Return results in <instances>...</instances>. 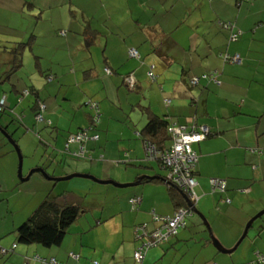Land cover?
Returning a JSON list of instances; mask_svg holds the SVG:
<instances>
[{
  "label": "crops",
  "instance_id": "obj_1",
  "mask_svg": "<svg viewBox=\"0 0 264 264\" xmlns=\"http://www.w3.org/2000/svg\"><path fill=\"white\" fill-rule=\"evenodd\" d=\"M86 23L97 33L89 47ZM224 23L242 32L238 41L230 42L232 31ZM21 43L32 46L9 76L14 67L10 52ZM133 48L141 62L130 58ZM226 53L239 55L242 63L225 62ZM152 67L162 85L148 79ZM215 72L216 81L190 84L195 77ZM128 76L135 78L134 89L126 82ZM124 86L129 89L125 100ZM26 89L35 92L22 97ZM113 91L120 107L126 104L143 115L126 117L119 130L107 118L115 107ZM1 98L15 111L12 116L22 118L24 130L36 132L44 146L29 158L28 170L43 169L50 178L84 174L120 185L144 179L122 193L87 181L50 180L56 183L50 187L40 180L39 195L17 199L16 160L2 145L0 247L17 248L8 257L0 255V264H40L36 256L59 264H134V254L145 241L138 238L136 227L146 224L152 232L158 227L154 214L167 218L176 211L165 183H144L166 175L160 164L145 159L144 107L178 126L210 129V138L193 145L199 157L196 208L224 246L231 248L247 221L264 210V0H0ZM36 98L46 104L43 122L34 115ZM164 100L171 104L166 106ZM87 102L100 108V123L90 131L99 134V140L87 144L90 159H76L69 152H78V144L66 152V143L92 126L94 112ZM211 179L226 181V192H212ZM44 194L80 205L81 216L57 245L19 244L16 231ZM133 198H141L136 209L130 203ZM218 214L230 215L235 224L225 237L221 219L214 218ZM190 218L176 237L150 248L142 264H246L256 252L264 255V221L254 237L249 236L255 224L249 230L245 261L237 263L232 257H218L222 253L211 247L204 222Z\"/></svg>",
  "mask_w": 264,
  "mask_h": 264
},
{
  "label": "built area",
  "instance_id": "obj_2",
  "mask_svg": "<svg viewBox=\"0 0 264 264\" xmlns=\"http://www.w3.org/2000/svg\"><path fill=\"white\" fill-rule=\"evenodd\" d=\"M225 29L231 30L232 33L230 35V42L238 41L241 37V31H234V24H223ZM129 55L132 58L140 59V54L136 49H130ZM224 61L228 63L241 64L242 60L239 55L230 56L229 54L223 55ZM154 67H152V70ZM149 72L150 78L154 80L155 75L153 71ZM106 72L111 74L110 70L107 69ZM216 72L203 75L201 78H193L192 84L197 86L201 79L204 80H214L216 81ZM126 82L130 89H134L136 84L135 78L130 76L126 79ZM25 94H28L26 91ZM165 104H169V100L164 101ZM87 105L91 110H93L94 114L92 117V126L80 131L77 134L71 135L66 143V151H69V147L72 144H78L79 151L74 152L72 155L77 158H85L87 155L86 151V143L89 140L97 141L99 139L98 135H94L92 137L89 136V131L93 129V127L97 126L100 123L101 114L99 105L96 102H88ZM8 103L6 99L3 98L0 102V112L5 111L8 107ZM46 110V106L40 104V111L37 116L38 122H43L44 120V112ZM18 118L22 119L20 116ZM168 134L171 136V148L166 152H161L158 150L155 144H152L149 141H145V150H146V161H159L163 164V167L168 168L167 170V178L176 188L181 190L185 196H187L190 202L196 206L198 201V196L195 192V188L198 185L196 180V167L198 164V154L193 149V145L196 143L204 142L208 139L211 134L210 129L205 126H200L198 128L192 126L191 129H188L187 126H178V125H169ZM210 185L212 192H226V181L221 179H211ZM141 198H133L130 203L133 208L136 209L138 204H140ZM193 215L192 208H180L175 211L172 217H159L154 214V221L158 224V227L154 229L152 232H148L147 225H141L136 227V233L138 234V238L145 241L142 246L136 251L134 255V264H142L145 252L148 248L157 246L171 237H174L178 234V231L182 228H185L187 225V219ZM3 254H6L5 252ZM37 259L41 262V264H59L54 258L51 259ZM98 264L97 262H95Z\"/></svg>",
  "mask_w": 264,
  "mask_h": 264
},
{
  "label": "trees",
  "instance_id": "obj_3",
  "mask_svg": "<svg viewBox=\"0 0 264 264\" xmlns=\"http://www.w3.org/2000/svg\"><path fill=\"white\" fill-rule=\"evenodd\" d=\"M73 13L74 12H72V14ZM224 24H226V23H224ZM96 35H97L96 31L92 30L90 25L88 23H86L85 27H84V36H86V38H87V46L88 47L93 44L95 38L97 37ZM31 46H32V44L30 45V43H21V44H18L16 48L12 49L10 54L12 55V62H13L14 67L11 69L9 76H11L15 72V70L21 66L23 52L27 47H31ZM130 58L135 59V60L140 61V62L142 61L141 55H140V59L132 58V57H130ZM151 70H152V68L149 70V72ZM152 71L154 73V69ZM110 72H111V70H110ZM149 72L147 73L148 79H150L153 82H157L158 76H156V74L154 73L155 78H154V80H152V78H150V76H149ZM111 74H112V72H111ZM111 74H109V75H111ZM128 77H130V76H128ZM128 77H126V78H128ZM48 78L51 80L53 77L49 76ZM192 80H190L191 81L190 84L192 86H194L192 84ZM26 91L28 92V94H25ZM34 92L35 91L32 89H26L22 92L21 96L24 97V96H28V95H33ZM2 99L3 98L0 99V102ZM6 102L8 103L7 99H6ZM87 103L85 104L86 106H87ZM40 104L46 106V104L43 101H40V99L36 98L35 99V107H33L36 120H37L38 113L40 111ZM170 104H171V101L168 105L167 104H165V105L169 106ZM13 113H15V111L13 110V112H12L10 107L7 108L5 111L0 112L1 115L11 116L13 118L12 120H16L18 123H20L22 119L17 118V117L15 118L14 116H12V115H14ZM142 113L147 114V116H148L147 125L145 126L144 130L141 132V136L143 137L144 142L149 141L152 144H155L156 147L158 148V150L163 152V153L166 152L167 150H169L171 148V142L172 141H171V136L168 134V127H169V125H174V124L172 122H170L168 119H162L156 115H153L148 108L144 107L142 109ZM0 126L8 134H10L12 139H14L15 135L12 134L11 132H9L7 127H3L1 125V123H0ZM90 134L91 133L89 131L90 137H92L94 135H98L97 133H94L93 135H90ZM211 135L212 134H210L208 138H210ZM92 141H94V140H89L85 145L87 152H88L87 144L89 142H92ZM97 141H94V142H97ZM14 142L17 144L16 141H14ZM66 152H69V151H66ZM69 154L72 155L73 152H69ZM88 154H89V152L87 153L85 158H77V157H74L73 155L72 156L76 159H90L91 157ZM0 155H4V153H0ZM146 162L151 163L152 161H146ZM156 162L158 164H160L161 167H163V164L161 162H159V161H156ZM163 169L166 170V175L164 178L162 176H158V179H156V180H151V178H148L147 180L144 181V183H150V182L151 183H165L168 187L170 197L176 206V210H178L180 208H189L185 199H184V193L181 190H179L178 188H176L168 180V178H167L168 168L163 167ZM82 211H83V208L80 205L63 204L59 201V199L57 197L52 196L50 194L49 196H47L42 201V203L32 213V215H30L27 218V220L17 229V231H16L17 232V242L19 244H26V245L27 244H33V243H38V244L47 245V246L57 245L61 242L62 238L67 233L68 229L79 219ZM176 236H174V237H176ZM171 238H173V237H171ZM153 247H150V248H153ZM16 248H17V244H13L10 248L0 247V255L3 257H8L9 255H11L12 253H14L16 251ZM150 248H148L146 250V252ZM4 252L6 254H3ZM146 252H145V255H146ZM37 257L42 258V259H47V258H43L40 256H36L35 261H37L40 264H41V262L37 259ZM143 263H144V260H143ZM249 264H264V255L261 254L260 252H256L254 259Z\"/></svg>",
  "mask_w": 264,
  "mask_h": 264
},
{
  "label": "rangeland",
  "instance_id": "obj_4",
  "mask_svg": "<svg viewBox=\"0 0 264 264\" xmlns=\"http://www.w3.org/2000/svg\"><path fill=\"white\" fill-rule=\"evenodd\" d=\"M71 12H73V11H71ZM71 15H72V13H71ZM71 15H70V17L72 19H74L73 18L74 16L72 17ZM102 18H103L102 15H100L99 16V19H102ZM102 30H103V28H102ZM22 74L26 75V73L24 71H22ZM24 75H21V76L22 77H27V76H24ZM145 82H146V84H148L147 79H146ZM162 83H163V81L161 80V77H160V79L158 80V82L156 84L157 85H160V84L162 85ZM8 84L6 86H8ZM150 85H153V84L150 83ZM128 90L129 89L126 86H124V89H121V97H122L123 100H125V91L129 94V91ZM115 93H117V92L116 91H113V93H111L112 94V98H115L116 99V101H115V107H111L110 108L109 116H107V118L113 119L114 121L112 122V127L114 129H118L119 130V128L121 126V124H120L121 121L123 119L125 120L126 117H129V116H131V117H138V116H143V115H141V113L139 111L133 110L134 109L133 107H130V108L127 107L126 104H124L123 107H120L119 104H118L119 102H118V100H117V98L115 96ZM130 94H134V93H130ZM134 96H135V94H134ZM146 99H148V98L146 97ZM123 103H126V101H124ZM25 106H26V103H24L23 107H25ZM87 107H89V106L87 105ZM30 116H31V114H30ZM12 119L13 118L11 116H7V115L4 116V115H1L0 114V123H1V125L3 127H7L8 130H9V132H11L12 134L15 135L14 141L17 142V146L19 147V149L21 151L22 158H23L22 175H23V177H26L31 172V170H28V167H27L28 164H29L28 163L29 162V158H31V157H33L35 155L37 148L43 149L44 146H42V144H40L39 138H38V136H36V134H37L36 132L25 131L24 130V127H22L23 126L22 123H18L16 120H13L12 121ZM29 134H30V136H29ZM102 135H105V134H102ZM0 140H1L0 147L3 148V146L6 145L7 149L12 152V154L14 155L15 160H16L15 170H16V178H17V188H16L17 189V191H16V193H17L16 198L17 199H18L19 196H20V198H22L23 196L26 195L27 198L29 196H31L32 198H34L37 195H39V191H41V189H42L41 188V184L39 183L40 180H41V182H44V184H45V182H46V184L48 183L50 187H53V185L56 184L55 182H52V181L48 180L44 176V174H42V173H34L32 175V177L30 178L29 181H26V182L21 181V179L19 178V175H18L19 156H18V153L16 152L15 147L8 141V139L4 136V134L1 131H0ZM144 152H145L144 154H145V159H146V150H145V147H144ZM3 159H5V157L0 158V161L3 160ZM73 162L74 163H81V162L82 163H86L85 161H73ZM49 173H51V172H49ZM70 175H72V174H70ZM82 175H84V174H82ZM55 178H61V177H55ZM75 181H87V182H90L91 184H93L94 186H96V188H108L109 187V188H112V190H115L116 192H120V193L123 192L122 189H118V188L114 187L113 185H101V184L95 183L94 181L89 180V179L74 178V179H71L69 181H64V182H61V183H63V184H69V183L75 182ZM46 187L47 186L44 185V189H46ZM46 195L47 194H44V197H46ZM21 206H22V204L19 203L18 208H22ZM192 216L195 219H198V220L200 219L203 222V220L199 216H197L196 214H193ZM215 217L221 219L219 221L220 223L219 222L218 223L223 228V230H222V232H223L222 237L227 236L228 228L229 227H233L235 225L234 222L230 220V215H226L224 217H221L218 214V215H214V218ZM205 218H206V220H207V222H208V224H209V226L211 228V231L213 233V228H212L211 224L209 223L207 217H205ZM248 221H247V223H248ZM263 221H264V216L262 218L258 219L254 223L255 225L253 224L254 225V228H252L250 230L251 232L249 231L250 232V236H249L250 238H251V235L254 237V235H255L254 233L257 232L258 229H261L262 228V222ZM190 222H191V218L188 220V225L189 226H191ZM247 223L245 224V226L243 228L242 234L244 232V229H245ZM204 229L208 233L209 239L211 240V235H210V232L207 230V227L204 226ZM242 234H241V236H242ZM213 236H214V238H216L222 244V242L216 237V235L214 233H213ZM238 240L235 242V244L233 246H231V248H227L223 244H222V246L226 250H231L236 245V243L238 242ZM249 243H250V240H249V238L247 236V238L243 241V243L239 246V248L235 252H233L231 254H219L217 256L220 257V258H230V257H232L234 259V261H236L237 263L240 261V263H241L242 261H245L242 258H244V256H245L244 253L247 252V250H248L247 246L249 245ZM210 245L213 248V250H215V252L217 253L218 250L214 247L213 243H210ZM197 250L198 249H196V248L194 249L195 252ZM201 259H202V256H201ZM209 261H211V260H209ZM246 264H249V263L246 262Z\"/></svg>",
  "mask_w": 264,
  "mask_h": 264
},
{
  "label": "water",
  "instance_id": "obj_5",
  "mask_svg": "<svg viewBox=\"0 0 264 264\" xmlns=\"http://www.w3.org/2000/svg\"><path fill=\"white\" fill-rule=\"evenodd\" d=\"M0 131L4 134V136L8 139V141L15 147L16 152L18 153V156H19L18 175H19V178L21 179V181H28L29 178L34 173H42V174H44V176L47 179L55 181V182H64V181H69V180L74 179V178H81V179H89V180H92V181H94L96 183H99V184H105V185L106 184H112V185H114L117 188L126 189V188H130V187L138 186L144 179L142 177V178H139L138 182H136V183L120 185V184H116V183H113V182L100 181V180H97L96 178H94V177H92L90 175H82V174H74V175H70V176H67V177H64V178H50L43 169H34V170H32L29 173V175L26 178H23V175H22L23 158H22V155H21V151H20L19 147L17 146V144L14 142V139H12L10 134H8L1 126H0ZM184 199H185L188 207L192 208L193 214H196L197 216H199L203 220L204 225L207 227V230L210 232L211 240H212V243H213L214 247L218 250V252H220L222 254H231V253L235 252L239 248V246L243 243V241L247 238L249 230L252 228L253 224L258 219H260V218H262L264 216V210H263V211L259 212L257 215H255L254 217H252L249 220V222L247 223V225H246V227L244 229V232H243L242 236L240 237V239L238 240V242L236 243V245L231 250H226L222 246V244L216 238H214L213 233L211 231V228H210L206 218L197 210L196 206L193 205L190 202V200H189V198L187 196L184 195Z\"/></svg>",
  "mask_w": 264,
  "mask_h": 264
}]
</instances>
